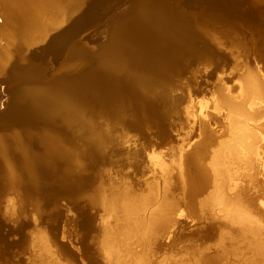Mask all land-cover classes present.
<instances>
[{
    "label": "bare ground",
    "instance_id": "obj_1",
    "mask_svg": "<svg viewBox=\"0 0 264 264\" xmlns=\"http://www.w3.org/2000/svg\"><path fill=\"white\" fill-rule=\"evenodd\" d=\"M82 1L0 0V84L6 82L11 105L6 117L0 114V190L44 185L68 190L72 180L82 178L74 176L84 165L81 158L104 156L117 143L119 127L155 125L161 134L179 100L173 93L178 60L196 54V39L204 34L196 30V13L181 5L196 3L203 11L213 4L140 0L132 14L115 21L109 40L91 49L73 19L81 14ZM215 2L241 17L264 20V0ZM59 45L67 53L56 64ZM240 79L237 96L218 94L229 112L222 138L204 127L180 171L188 204L218 223L219 252L193 247L175 264H264V78L246 69ZM8 126L15 130L5 135ZM35 143L43 148L40 154L31 150ZM59 163L66 166L57 176ZM147 187L141 193H130L123 184L100 182L94 188L88 206L97 203L107 219L91 237V258L100 257L101 264H153L150 245L177 222L178 203L168 189L155 190L150 182ZM27 213L9 211L6 219L17 221ZM93 216L87 221L91 227ZM33 231L28 249L34 263L61 264L56 257L64 246L54 234Z\"/></svg>",
    "mask_w": 264,
    "mask_h": 264
},
{
    "label": "rangeland",
    "instance_id": "obj_2",
    "mask_svg": "<svg viewBox=\"0 0 264 264\" xmlns=\"http://www.w3.org/2000/svg\"><path fill=\"white\" fill-rule=\"evenodd\" d=\"M212 5L203 11L196 7V3L181 5L185 11L196 13V30H203L204 34L196 39L198 52L182 55L178 60L181 72L175 78L177 88L173 93L179 100L168 114L161 134L156 132L155 125L137 128L125 124L119 127L115 131L120 134L117 143L106 148L104 156L85 154L81 158L84 165L74 170V176L78 179L82 175V178L72 180L68 190L48 185L36 190L23 187L18 192L0 190L1 218L8 217L6 213L9 211L18 210L20 213L21 209H26V216L31 220V225L22 234L11 237L15 240L11 246L4 247L0 243V264L38 263L28 248L32 247L31 239L36 234L33 230L40 228L49 235L53 233L58 243L67 242L72 248L73 252L64 248L59 253L56 257L59 263L101 264L100 257L97 260L91 258L90 252L84 251L78 243L81 231L75 223L78 219L77 204L87 206L94 215L87 241L93 250L95 245L91 243V237L107 218L97 203L89 207L87 201L100 182L103 186L123 184L130 193H141L149 188L150 182L155 190L156 187L157 190L168 189L173 203H178L174 213V222H177L150 245L153 264H175L178 259H186L193 247L210 254L219 252L218 223L209 217L210 214L202 213L203 210L199 213L197 207L188 204L181 192L180 171L186 168L185 157L202 140L204 127L215 133L218 139L222 138L229 112L218 94L237 96L240 75L246 69L257 71L264 78V20L236 15L227 5ZM66 53L67 48H64L58 63ZM37 127L43 128L42 125ZM14 130L12 126L5 127V135ZM70 142L66 141V144L72 146ZM30 147L36 154L43 152L39 143ZM65 166L59 163L57 176ZM197 198L192 203H198ZM57 217L61 220L59 236L49 227ZM133 245L135 249L140 247L137 243Z\"/></svg>",
    "mask_w": 264,
    "mask_h": 264
},
{
    "label": "water",
    "instance_id": "obj_3",
    "mask_svg": "<svg viewBox=\"0 0 264 264\" xmlns=\"http://www.w3.org/2000/svg\"><path fill=\"white\" fill-rule=\"evenodd\" d=\"M192 3V0H185ZM210 3H215V0H208ZM140 0H83L82 12L80 15H74L75 26L82 34L83 41L87 42L88 48L94 46H101L109 40L110 28L115 21L123 20L128 17L136 9ZM48 47V45L46 46ZM66 48L63 45L58 46V50L55 53V62L58 64L59 55ZM92 53V52H91ZM94 53V52H93ZM0 114L5 112L8 114L10 105V93L7 88V84H0ZM78 219L77 226L81 231V236L78 238V243L81 245L84 251H89L88 237L91 230V225L87 223L88 218L92 214L89 212L87 206L77 204ZM55 222L49 224V227L55 230L56 236H59L61 220L57 217ZM31 225V220L25 214L20 216L17 221L1 218L0 216V237L3 242L1 244L4 247L11 246L15 240L11 237L15 234H22L26 228ZM60 243L68 251L73 252L72 248L67 242L60 241Z\"/></svg>",
    "mask_w": 264,
    "mask_h": 264
}]
</instances>
